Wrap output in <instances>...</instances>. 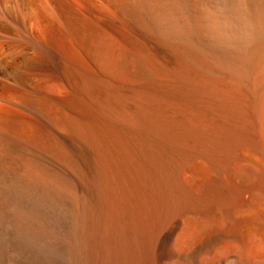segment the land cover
Here are the masks:
<instances>
[{"label":"bare ground","instance_id":"bare-ground-1","mask_svg":"<svg viewBox=\"0 0 264 264\" xmlns=\"http://www.w3.org/2000/svg\"><path fill=\"white\" fill-rule=\"evenodd\" d=\"M0 264H264V0H0Z\"/></svg>","mask_w":264,"mask_h":264}]
</instances>
